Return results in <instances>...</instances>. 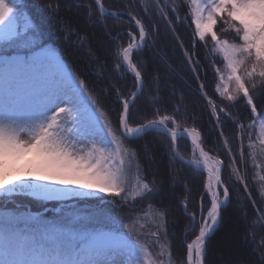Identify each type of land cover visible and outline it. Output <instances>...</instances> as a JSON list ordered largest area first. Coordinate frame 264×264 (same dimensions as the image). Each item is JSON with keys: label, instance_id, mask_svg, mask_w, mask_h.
I'll list each match as a JSON object with an SVG mask.
<instances>
[{"label": "snow or ice", "instance_id": "1", "mask_svg": "<svg viewBox=\"0 0 264 264\" xmlns=\"http://www.w3.org/2000/svg\"><path fill=\"white\" fill-rule=\"evenodd\" d=\"M92 3L96 7L87 5L89 14L98 12L100 23H104L105 16L118 19L128 15L134 21L138 38L131 31L127 33L130 39L118 48V62L114 65L116 71L123 67L132 74L134 90L124 95L116 89L121 110L113 125L99 99L88 90L86 81L50 51L41 49L24 57L0 54V196L28 195L48 201L89 199L113 204L118 200L120 208L129 207L130 202L134 205L138 201H151L160 195L161 189L155 179L149 182L144 178L139 154L131 144L150 133L162 134L170 142V161H179L205 175L198 233L185 241L186 259L180 262L204 264L207 242L220 224L222 210L230 202L223 170L230 169L250 200L251 192L237 167L238 163H248L245 147L250 150L248 156L253 166L264 170V163H257L251 135L255 130L259 144L264 145V110L258 111L256 102L264 96V0H187L186 4L190 11L184 19H190L194 25V36L206 47L210 38L209 52L223 61V67L217 66L215 59L212 61L218 81L214 93L229 102L243 98L252 116L247 126L237 123L240 148L238 155L233 154L220 121L221 115L231 119L230 114L208 98L210 114L220 129L229 158L227 165L220 157L205 151L199 129L181 127V121L176 118L181 105L173 109V115H161L157 107L152 119L142 123L132 121L131 109L145 86V77L133 57L147 46L149 30L131 13L110 11L104 0H92ZM44 7L51 17L58 12L59 5ZM155 8L170 28L173 21L169 19V11L180 19L175 0L171 4L168 0L163 3L155 0ZM144 11L147 14V7ZM21 15L25 20L23 30L18 24ZM221 21L226 25L221 30L223 38L216 30ZM229 30L234 33L231 41L227 38ZM34 33L35 25L30 16L21 13L19 0H0V45L27 46ZM185 56L195 71L199 61L194 62L187 50ZM204 87L201 83L200 90L207 97ZM245 132L249 133L246 146ZM181 139L190 140L191 158L180 152ZM260 179L264 181V177ZM258 195L264 201V183L260 184ZM182 203L187 213V198ZM252 206L257 215L252 227L264 228V207L257 206L255 200ZM189 216L194 228L197 213ZM120 223L123 231L88 230L68 222L42 224L39 234L30 237L0 229V264H174L166 210L148 203L130 216L127 223L123 219ZM188 232L190 229H186ZM249 237L254 248L262 250L264 260V240L255 242L251 229ZM153 248L158 251L154 253Z\"/></svg>", "mask_w": 264, "mask_h": 264}, {"label": "trees", "instance_id": "2", "mask_svg": "<svg viewBox=\"0 0 264 264\" xmlns=\"http://www.w3.org/2000/svg\"><path fill=\"white\" fill-rule=\"evenodd\" d=\"M163 3V0H161ZM171 4L173 0H168ZM22 14L31 17L35 25L34 36H30L31 43L27 46L18 44L6 45L7 52L28 55L36 49H45L59 56L66 63L71 71L86 81L88 90L101 102L104 111L108 113L113 125L117 122L116 114L121 110V105L117 102L116 89L124 95H128L134 90V78L130 72L123 67L116 71L114 65L118 62L116 52L121 45H126L129 41L127 33L129 31L138 36L134 22L130 16L124 15L114 19L105 16L104 23L98 20L99 13L90 15L87 5L95 4L92 0H19ZM81 3L83 6H81ZM105 6L110 11L131 13L137 16L149 30L147 46L142 51L135 53L134 62L145 77L144 92L135 101L131 109L132 121L142 123L147 119H152L159 107L160 114L173 115V109L181 105L177 120L181 121V127L197 128L201 132L203 147L213 157H220L227 165L229 158L223 147V138L220 136V129L216 126L214 118L211 116L205 98L200 93V84L205 85L204 92L216 104L224 107L230 114V118L220 117L223 124L224 135L229 140V146L233 149V154L238 155L240 148V129L237 123L247 126L252 116L243 98L238 102H229L214 93L217 79L215 78L212 61L215 59L217 66L223 67L222 58L219 55L213 56L208 47L211 46L210 38L207 45L199 42L194 36V25L191 20H185L190 8L186 6L187 0H175L179 5L178 12L180 19L177 20L174 13L168 12L169 19L173 21L172 27H168L166 22L159 16L155 8V0H104ZM59 5L58 12L49 17V11L45 5ZM147 7V14L144 9ZM22 16V15H21ZM18 22H22L21 17ZM156 27L153 28L152 25ZM226 28L223 22H218L217 32L221 33ZM173 29H175L173 31ZM234 33L229 30L227 38L233 40ZM83 38V41L81 40ZM239 43V41H236ZM193 44L195 47L193 48ZM192 56L193 61H199V67L193 71V64L185 56V51ZM257 93L260 92L258 87ZM258 111L264 110V96L257 100ZM186 118V119H182ZM245 146L249 142V133L244 134ZM252 141L255 143L257 152V163H264V145L259 144L257 132L252 131ZM168 137L150 133L142 140L132 142L131 146L136 148L139 154L140 164L143 167V176L151 182L155 179L157 187L161 189L160 195L151 201H138L134 205L130 202L129 207L120 208L108 201H96L84 199L68 208L61 207L60 210L52 211L56 204L45 202L28 197L27 195L12 196V198L0 196V208L9 206L11 209L29 208L32 211H40L45 207H50L39 218L42 222L32 230H15L10 233L23 234L30 237L39 234L42 224H53L65 222V209H69V217L87 212L86 220L79 221L74 218L77 228L88 230H115L122 229L120 220L128 222V218L140 212L152 203L158 209L167 212L168 239L171 241V251L174 264H180L186 259L185 241H190L196 234L199 227L200 197L204 192L203 182L205 175L185 167L179 161H170V149ZM146 146V147H145ZM180 152L191 158L192 146L188 139L178 141ZM250 150L245 147L246 165L237 164L240 168V175L244 177L251 192V199L256 201L257 206L264 207V201L258 195L259 186L264 183L260 177H264V170L254 167L251 158L248 156ZM150 158V159H149ZM223 179L229 185L230 202L222 210L219 226L207 242V254L204 264H216L217 253L221 251L223 242L232 234L230 229H236L235 238L237 245L234 252L239 256L231 259V264H264L261 258V251L254 248L249 230L251 229L255 237V242L264 240V228L252 227V222L257 220L256 212L244 191L243 185L237 181L230 169L225 168L222 173ZM187 198L188 208L185 212L183 201ZM208 202L205 200V211ZM197 213V222L193 228V221L189 214ZM232 226V227H231ZM186 229L190 232L186 234ZM222 232V238L218 235ZM218 237V238H217ZM225 237V239H224ZM226 242V241H225ZM155 253L158 249L153 248ZM228 253L225 254L227 258ZM221 255V254H220ZM224 257V256H223ZM225 258V259H226Z\"/></svg>", "mask_w": 264, "mask_h": 264}, {"label": "rangeland", "instance_id": "3", "mask_svg": "<svg viewBox=\"0 0 264 264\" xmlns=\"http://www.w3.org/2000/svg\"><path fill=\"white\" fill-rule=\"evenodd\" d=\"M21 20H22V22L21 23L18 22V24H19L20 29L23 30L24 27H25V20H24V16L23 15L21 16ZM7 50L8 49L6 48V45H0V54L6 55V56L10 55L12 57H17V56L18 57H24V55H22L20 53H15V52H12V51L9 53V52H7ZM40 51H41V49H36V50H33L32 52H30L28 55L31 56L33 53H38ZM51 54L54 57H59L56 54H54L53 52H51ZM257 127H259V125ZM8 178L9 179H13L14 177L13 176H9ZM28 197L33 198L31 196H28ZM8 198H12V196H8ZM33 199H36V198H33ZM37 200H39V199H37ZM82 200H84V199H67V200H62V201L41 200V201L54 202L56 205L53 208H51V210L55 212L58 209L60 210L61 207L68 208L69 206H71L73 204H76L78 201H82ZM16 207L18 208L16 210L15 209H11L9 206H6L4 208H0V229L7 228L10 231H15V230H27V231H30L34 227H36V225L41 224L42 222H44V221H41V219L39 217L42 216L45 212H47L48 209H50V207H45L44 209H42V210H40L38 212V211H32L29 208H26V209L21 208L22 206L20 207V206H18V204H16ZM69 211H70L69 209H65L64 210L65 213H68L64 217L67 218V220H70V222H74V218H76L78 221H79V219L81 221H83V220H86V218H87V214H88L87 212L82 213L81 217L78 218L79 217L78 214H74L71 217H69V214H73V213H69ZM73 216H74V218H72ZM67 220L65 222H67ZM198 228H197V230H198ZM230 229L233 230L231 235L235 236L236 229L234 228V226L232 228H230ZM101 231H109V230H101ZM197 233H198V231H197ZM231 235H230V237H232ZM218 237L222 238V232H220ZM224 239H225V237H224ZM225 241H226V239H225ZM225 241L223 242L221 251L217 253L218 256H217L216 264H231V259H235V257L237 258V256H239L240 251L239 252H237V251L228 252V247H227ZM226 253H228L227 258L225 257ZM224 258H226V259H224Z\"/></svg>", "mask_w": 264, "mask_h": 264}, {"label": "bare ground", "instance_id": "4", "mask_svg": "<svg viewBox=\"0 0 264 264\" xmlns=\"http://www.w3.org/2000/svg\"><path fill=\"white\" fill-rule=\"evenodd\" d=\"M207 104H208V99H207ZM209 106V109L211 111V107L210 105L208 104ZM232 236V235H231ZM236 236H232V237H229L227 240H226V245L228 247V252H233L234 250V247L238 244L237 241H236ZM228 255V254H227ZM225 259V258H224Z\"/></svg>", "mask_w": 264, "mask_h": 264}, {"label": "water", "instance_id": "5", "mask_svg": "<svg viewBox=\"0 0 264 264\" xmlns=\"http://www.w3.org/2000/svg\"><path fill=\"white\" fill-rule=\"evenodd\" d=\"M202 93V92H201ZM203 94V93H202ZM205 97V96H204Z\"/></svg>", "mask_w": 264, "mask_h": 264}]
</instances>
